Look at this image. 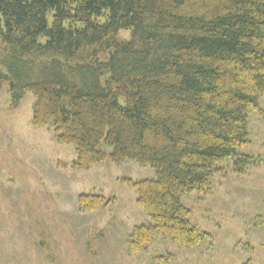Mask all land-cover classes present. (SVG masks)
<instances>
[{"label":"trees","instance_id":"16d2710c","mask_svg":"<svg viewBox=\"0 0 264 264\" xmlns=\"http://www.w3.org/2000/svg\"><path fill=\"white\" fill-rule=\"evenodd\" d=\"M0 57L13 100L34 95L33 125L75 148L73 168L131 160L155 170L124 180L154 221L133 228L130 255L156 237L186 249L212 240L182 198L210 191L218 167L251 144L264 0H0ZM252 161L243 155L234 170ZM78 199L84 213L106 202Z\"/></svg>","mask_w":264,"mask_h":264},{"label":"rangeland","instance_id":"374dc122","mask_svg":"<svg viewBox=\"0 0 264 264\" xmlns=\"http://www.w3.org/2000/svg\"><path fill=\"white\" fill-rule=\"evenodd\" d=\"M118 38L128 41L130 32ZM260 100L248 121L251 144L218 167L210 191L182 198L192 224L212 240L186 249L156 237L132 256L133 228L154 221L124 180H153L155 170L131 160L76 170L75 148L58 143L50 125H33L34 95L17 103L0 79V264H264V96ZM243 155L253 161L240 175L235 162ZM97 193L106 202L81 212L79 196Z\"/></svg>","mask_w":264,"mask_h":264}]
</instances>
